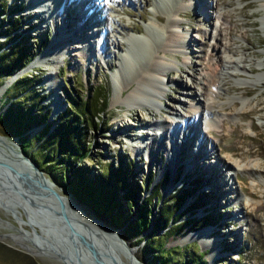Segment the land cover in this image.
<instances>
[{
	"label": "rangeland",
	"instance_id": "1",
	"mask_svg": "<svg viewBox=\"0 0 264 264\" xmlns=\"http://www.w3.org/2000/svg\"><path fill=\"white\" fill-rule=\"evenodd\" d=\"M95 1L100 3L99 0ZM120 1L108 2V7L111 8L105 14L118 19L129 28L138 27L140 32H124L121 26L111 25L110 17L105 15L101 22L102 33L96 40L93 35L96 29L92 24H78L86 34L84 40L72 39V43L65 45V61L59 65L58 75L54 77L52 84L47 79L49 71L44 65L36 68L31 65L51 50L57 30L58 36L61 33L62 36L68 35L66 33L71 30V27L67 28L68 25L75 22L70 18L62 22L60 18L57 24L49 17H44L46 10L42 8L39 11L41 14L33 13L36 9L30 8L27 0H0V7L5 5L4 14L0 15L3 23L6 24L13 17L19 25L12 32V36L16 35L17 38L13 43L7 40L4 49L19 42L24 50L37 53L29 65L9 76L0 85V91L3 88L5 90L0 95V117L8 107L17 108L20 104L30 116H35L34 122L25 132L28 139L34 137L31 143L32 152L35 154L39 148L35 138L37 134L45 125L47 133L50 132L66 113L67 104L63 90L81 100L90 99L94 88L108 89L107 107L103 113L94 117L96 127L85 123L81 131L84 148L89 147L92 158L74 163V169L82 168L87 175H95L102 174L106 169L113 172L118 168L115 172L121 173L130 184L134 183L133 185L140 188L136 204L140 205V198L149 199L153 219L160 215L163 208L160 206H165L171 200L170 208L173 209L181 193L192 192L193 184L196 183L194 194L169 215V225L176 231L179 229V232L171 236L163 234L166 231L163 229L157 232L163 237L164 248H180L196 257L203 254L205 264H264V208L259 209L264 206V79L256 81L264 72V66L258 65L260 61H264V11L260 7V1L196 0L193 4L188 0H168L167 3L163 0H130L123 6ZM68 2L70 17L73 15L75 21L82 23L81 8L72 0ZM178 4H183V9L172 13ZM99 10L100 8L94 13L91 12L90 15L95 17H90L96 19ZM171 16L181 26L173 30L185 35L186 45L181 49L169 47V52L165 55L156 53L167 64L166 72L162 76L166 94L160 96L158 101L161 114L158 115L155 108L154 111L149 105L143 109H131L116 102L122 85L115 83L114 74L122 61L123 51L130 49L126 37L145 38L151 31L156 43L160 38L169 42L172 40V32L165 30V26ZM157 17H163L164 22L157 21ZM110 25L117 29L116 35L110 32ZM0 30H6L1 21ZM107 38L121 42L122 49L106 45ZM4 39L5 36L0 35V43ZM40 42H46L47 46L39 51ZM225 45L230 49L225 50ZM73 46L77 47L73 49ZM240 59L245 61L243 65L248 73L233 72L232 78L225 74H221V79L218 78L223 80L224 86L217 90L222 108H214V122H210L202 114L193 127H187L189 111L193 108L198 110L199 104L206 97L200 81L208 66H214L218 62L235 63ZM237 82L248 84L240 88L236 85ZM21 85L24 86L20 87ZM10 88L12 92L7 91ZM228 98L233 99V102H227ZM242 101L247 102L243 112L240 111L243 107ZM45 111V123L41 124L37 119L44 117ZM154 120L166 121L171 125L173 133L166 148L158 150L156 147L154 150L158 167L156 163L152 165L143 149L140 151L137 148L141 144L138 136L143 138L145 132L152 129L148 124ZM158 132L156 131L157 134ZM0 135L10 142L14 137L6 134L1 125ZM157 140L162 141L158 135ZM17 143V150L23 152L20 143ZM144 143L146 146L147 143ZM160 143L162 142L158 144ZM150 145L151 143L145 147L146 150L152 149ZM227 163H237V171L234 173V169L227 167ZM254 164L257 166L254 167ZM248 165L257 170L246 171L244 167ZM59 168L61 171L62 168ZM69 174L71 179L76 176L72 171ZM43 176L53 183L57 193L70 198L87 216L97 218L104 225L117 229L109 221L101 220L87 205L78 202L46 174L43 173ZM158 186L162 187L159 191L161 202L153 197L155 187ZM231 187L234 189L231 190ZM123 191H118L120 198ZM247 191H253L256 197L251 200L245 194ZM3 200L6 204H0V233L18 234L20 225H23L26 231H35V236L46 239L40 243L31 237L32 243L46 248L51 244L55 249H64L61 242L56 241L50 232L42 233L41 225L46 230L49 226L47 217L40 218L41 223L38 221L37 224L21 206L14 204L0 191V202ZM248 201L257 203L254 209ZM192 206L196 209L191 212L194 208ZM12 207L21 210L15 215L8 211ZM133 211H138L135 205ZM203 218L210 221L199 228L202 225L199 220ZM55 226L57 228V224ZM117 230L122 237L123 227ZM200 231H210L211 237H208L205 245L198 240L184 241L190 233ZM149 233L150 229L142 237H147ZM122 239L136 251L135 259L138 264H146L142 261L139 247L130 246V242ZM55 249L49 247L47 251L50 255L36 257L13 245L8 239L0 240V264H63L56 256L59 254ZM183 256H177L178 259L175 260L180 261L184 259ZM73 260L75 262L74 258Z\"/></svg>",
	"mask_w": 264,
	"mask_h": 264
},
{
	"label": "bare ground",
	"instance_id": "2",
	"mask_svg": "<svg viewBox=\"0 0 264 264\" xmlns=\"http://www.w3.org/2000/svg\"><path fill=\"white\" fill-rule=\"evenodd\" d=\"M68 1L69 0H27L28 5H30L31 8L36 9L35 12H33V13H39L40 8H42L43 10H46L44 17H46V18L49 17L52 21H55L57 24L60 22V18H61L62 22H64L66 19H69V18L71 21L75 22V24H72V25L69 24L68 25L67 28L71 27V30H69L66 33L68 35L62 36L61 35L62 33H61V34H59V36H61V38H60L58 36L59 31L57 30L55 32V34L56 33L57 34H56V36H54V40H52L53 42L51 45V50L48 52H45L40 58L36 59L31 65L32 68H36L40 65H44L47 68V70L49 71L47 79L50 82L53 81L54 77L55 78L57 77L59 65L61 63H64V61H65L64 59H65L66 48H67V47H65V45L67 46V43H72V41H71L72 39H74V40L83 39L84 40V36L86 34L83 32L82 29H80L78 27V24H80V26L83 23L87 26L89 24H92L96 29V33L93 32V35L96 38V40L99 39V34L102 33V28H101L102 19H104L105 15H106V17H110L109 15H107V13L105 14L106 10H110V8H111V7H108V2H112V3L116 2V0H99L100 3L97 4V3H93L91 0H72L82 10L83 21H82V23H80L78 21H75L76 19L73 17V15L70 17V13L68 12L67 3H66ZM127 1H130V0H121L120 1L121 5L122 6L125 5ZM163 1H165V3L169 2L168 0H163ZM188 1L192 2L193 4H194V2H196V0H188ZM259 1H260V7L264 11V0H259ZM95 5H96L97 9L94 8ZM178 5L179 6L176 9H174V11L172 13L179 12L181 9H183V4H178ZM77 6L74 5V7H77ZM194 7L196 8V5ZM98 8H100V10L98 11L99 14H96V19L92 18V17H95V15H92V14L90 15V13L91 12L94 13V11H97ZM89 10H91L90 13H89ZM39 14H41V13H39ZM42 14H44V13L42 12ZM53 14L56 16L54 17ZM90 16H92V17H90ZM71 21H69V22H71ZM157 21L164 22V19H163V17H157ZM110 23H111V25L113 24L114 26L117 25V27L121 26L122 30L124 32H126V31H133L135 33L140 32L138 27L129 28L125 25H122L121 22L116 18L110 17ZM63 24H65V23H63ZM111 25L109 26L110 32L113 33L114 35H116V33H118V31H117V29H115ZM178 27H181L180 24L176 20H174L171 16L170 19L168 20L166 26H165V30L169 29L172 32V38H171L172 40L169 42H167L165 39L160 38V36H159L160 39H158L159 41L156 43L155 38L154 37L152 38L153 35H151L152 34L151 31L148 32V34L145 38L143 36H131V37L128 36V37H126V42L130 43V45H129L130 49H128L127 51L126 50L123 51L122 61H121V63L118 64L117 72H115V74H114L115 83H120L122 85V88H120V91L118 93L119 97L115 99L116 102L118 101L120 104L124 105L127 108H131V109H132V107H138V108L143 109L145 106L149 105V107L152 108L153 110L155 108L156 113L158 115L161 114L162 111L159 107L160 102H158V101H159L160 96H164L166 94L165 90H164V84H163L162 76H163V72H166L167 64L160 57H158L156 55V53H160V54L165 55L166 53L169 52V50H168L169 47L177 48V49H181V48L185 47V45H186L185 35H182L181 33L173 30L174 28H178ZM78 28H79V30H78ZM152 30H154V29H152ZM154 31L156 32V30H154ZM108 38L105 39L106 45H112L113 48H115V49H122L121 42L117 41L116 39H115V41H112V40L110 41V39H108ZM76 47L77 46H73V49H75ZM156 47L159 49L156 50L155 49ZM224 47H225V50L230 49V47L227 45H225ZM46 50H48V48ZM244 62H245L244 60L242 61V59H240L238 62H235V63L230 62V61L227 62V64H223L222 62L221 63L218 62L214 66H212V65L208 66V69L205 72V76L202 77L201 81H200L201 82L200 85H201V87L204 91V95L206 97L203 100V102L199 104L198 110H195L193 108L189 111L188 118L186 121L187 127H189V128L193 127L194 124L196 123L197 118L202 114H204L205 117H207L210 122H214V119H213L214 108L215 107H221V105H220L221 103H219V98H218V96L220 94L217 93V90H219L222 86H224L223 80H219L218 78L221 77V74H225L228 77L232 78L233 72L248 73L246 70L247 68L243 65ZM239 64H241V65H239ZM258 65L264 66V61H260V63ZM262 79H264V72L261 75H259L258 78H256V81L257 80L259 81ZM52 84H54V83L52 82ZM247 84L248 83H245V82H237L236 83V85H238V87H240V88H244ZM4 92H5V90L3 88L0 91V95L3 94ZM227 102H233V99L228 98ZM242 102H243L242 103L243 107L240 109V111L243 112L247 102H244V101H242ZM240 111L238 112V114L240 113ZM184 125H185V123H184ZM148 126L152 129L145 132V135L143 136V138H141L142 136H138L139 138H137V139L141 140V142H140L141 144L138 145L139 147H137V148L140 151H141V149H143L145 154L146 153L148 154L149 160L152 163V165H154L156 163V155L154 153L155 148L157 147L158 150L159 149L162 150V149L166 148L167 141L172 138L173 133L171 132V125L167 124L166 121L160 122L158 120L157 121L154 120V121L150 122L148 124ZM156 131H159L158 134L156 133ZM157 135L160 136L162 141L157 140ZM137 139H136V141H138ZM144 142L147 143L146 146L149 145V143H151L150 147L152 149L149 148L150 150H146V148H145L146 146H145ZM159 142H162V143L158 144ZM1 143L2 144H0V160H3V161H0L2 163V164H0V167H2V170L8 171L11 175H10V178H7V176L2 174L1 170H0V191L3 194H5L7 197H9L10 201H13V203L18 202V205L21 206V208H23V205H21L19 203V201L16 199L17 192L13 191V189H14V187L21 188L22 190L23 189L27 190L28 188L32 189L31 194L26 193V190H25V193H26L25 195L28 194L27 195L28 199L34 202V204H35L34 206L36 207V209H38L39 212L42 210L44 212H47L46 217L48 218V221H50L49 223L51 225L59 224L60 223L59 221H62L61 224H65L67 226L66 229L68 230L69 233H71V230L69 228V226H71V225H68L67 220H64L62 218V216L59 213L60 212L59 207H57V205H54L53 200H50L49 197L46 198V196L41 197L37 194H32L33 192L35 193L36 189L41 190L42 194H43L44 191H46L48 188H50L48 186V184L46 182H43L41 179H39L37 177V175L32 176L33 177L32 181H28L27 180L28 178L27 179L25 178V183L19 182L20 178H22V177H16L14 172L11 171V169H10V165L7 164L6 162L20 163L18 165L25 168V170H27V169L29 170L30 168H28L29 166L27 163H24L21 161L19 162L20 159L16 155L17 150L13 145L7 144L5 141H1ZM134 147H135V145H134ZM172 162H174V160ZM155 165H156V167H158L159 164L156 163ZM236 166H239V165L237 163H234V164L227 163V167L233 168L234 173L237 171ZM255 166H257V165L254 164V167ZM177 167H178V164H177L176 168ZM258 168H259V172H261L260 167H258ZM244 169L246 171H248V170L250 171V169H252V168L248 165V166L244 167ZM252 170L256 171L257 169H252ZM30 172H32V171H30ZM29 186L32 188H30ZM4 187H5V189H4ZM52 187L54 188V186H52ZM252 188H254V187H252ZM230 189L232 190L234 188L231 187ZM23 193H24V191H23ZM245 194L249 198H251V200L256 197V195L254 194L253 191H247V192H245ZM248 202H249V205L252 206V208L255 205H257V203L254 201H248ZM260 204H261V202H260ZM262 208H264V206H260L259 209H262ZM19 209L12 207V208L8 209V211L17 215V213H18L17 211H19ZM52 216L56 220L51 221V219H53V218H51ZM35 222L38 224L37 219ZM82 225H83V227H85L84 229L86 231H88V229H90L93 233H95L96 236L101 237L104 234V233H102L103 230H101L97 224L95 225L91 221H87V222L83 223ZM22 226L23 225H20L21 229L18 230L19 231L18 234L17 233H0V240L5 241L6 239H8L11 241V243L13 245L21 248L25 252H27L33 256H36V257H45V256L50 255L47 250L49 247L55 249L54 246L49 244L50 246L46 248L44 246H40L38 244L32 243V241L30 240L31 237L34 238L36 241H39L40 243L41 242L43 243V241L46 239H44V237H42V236L41 237L35 236V235H37V233L35 231H30V232L26 231ZM209 232L210 231H200V232L190 233V235L186 236L184 241L187 242V241L198 240L202 244L205 245L207 240H208V237H211ZM22 235H23V237H22ZM97 249L99 250L100 248H97ZM135 252L136 251L134 249L131 251V254L134 258H135ZM56 256H58L59 260L63 264H77L74 262L72 255H71L72 260H69V259L65 260L60 255H56ZM101 256L104 257V254L102 252H101ZM121 256H122V258H120V259H122L123 262H126V264H129V261H128L129 258L127 256H124L122 253H120L119 257H121ZM108 264H110V263H108Z\"/></svg>",
	"mask_w": 264,
	"mask_h": 264
},
{
	"label": "trees",
	"instance_id": "3",
	"mask_svg": "<svg viewBox=\"0 0 264 264\" xmlns=\"http://www.w3.org/2000/svg\"><path fill=\"white\" fill-rule=\"evenodd\" d=\"M4 8L5 5L3 4L0 7V15L4 14ZM15 10H18V8H15ZM12 13L13 11L10 12V15ZM0 19L3 27L6 28L5 31L0 30V35L6 38L0 43V85H2L9 76L29 65L37 53L24 50L19 42L4 49V43L7 40L13 43L17 38L16 35L12 36V32L19 25L15 22L16 18L13 17L6 24L3 23V18ZM46 46V42H40L39 51ZM24 81V85H26V79ZM32 82L34 83V81ZM12 88L7 91L12 92ZM63 92L67 104L66 113L50 129V132L47 133V125L44 126L41 132L39 131L40 133L35 137L39 143L38 151L35 154L32 152L31 143L34 137L28 139L27 135H25L27 129L34 122L35 116H30L27 110L23 109L22 104L17 108L8 107L0 117V125L6 131V134L18 137L21 150L58 186L67 190L78 202L87 205L101 220L109 221L111 226L117 229L123 227L122 238L130 242V246L139 247L143 262L146 264H205L203 254H199L196 257L187 250H182V252L180 248L165 249L163 237H160L157 233L160 229L166 230L163 233L166 236L179 232V229L176 231L169 225V215L185 199L194 194L196 183L193 184L192 192L181 193L180 199H178L173 209L170 208L171 200L165 206H160V208L163 207L160 215L153 219L149 199L140 198V205L136 204V196H138L140 188L138 185H133L134 183L130 184L126 177L120 175L121 173L115 172L118 168L115 167L116 170L113 172L106 169L102 174L95 175H87L82 168L74 169V163L77 164L82 159L92 158L89 147L84 148L81 131L85 123L96 127L94 117L98 113H103L106 109L109 90L106 88L96 90L94 88L91 91L90 99L81 100L67 90H63ZM46 114L47 111L44 112V117L40 120L37 119L38 122L41 124L45 123ZM59 167L62 168L61 171ZM70 171L76 175L73 179L70 178ZM161 188V186L155 187L153 195L159 202H161L159 197ZM120 189L124 190L122 193L123 199L118 196ZM134 205L138 209L136 212L133 211ZM195 209L196 207L190 211L192 212ZM199 221L202 224L199 226L200 228L208 224L210 220L203 218ZM148 229H150L149 235L143 238L142 234ZM177 256H183L184 259L180 260L182 262L175 260V258L178 259Z\"/></svg>",
	"mask_w": 264,
	"mask_h": 264
},
{
	"label": "water",
	"instance_id": "4",
	"mask_svg": "<svg viewBox=\"0 0 264 264\" xmlns=\"http://www.w3.org/2000/svg\"><path fill=\"white\" fill-rule=\"evenodd\" d=\"M18 138L13 137V139L10 141H7L3 136L0 135V144L1 141H5L7 144L13 145L16 150L18 145ZM5 145V144H4ZM17 157L20 159L19 162H24L28 164L29 170H25L22 166H19L16 162H6L7 164L10 165L11 171L14 172L16 177H22L20 178L19 182L25 183V178L28 181H32L33 175H37L39 179H41L43 182H46L50 188H48L44 193L42 194V191L39 189H34L35 193L33 192L32 194H37L39 196H46L49 197L50 200H53L54 205H57L60 210V215L64 220H67L68 225L71 233L68 232L66 229L65 224H61L62 221H59L60 223L51 225L50 223L47 230L42 228L43 234L51 233L52 236H55L56 241L61 242L63 250H58L57 253L63 257L65 260L71 259L72 257L75 259V262L77 264H126V262H123L119 254L122 253L124 256H127L129 259V264H138L136 259L132 256L131 251L134 249L132 247H129L126 242L122 239L120 233L118 232L117 229H113L109 226L104 225L99 219L97 218H90L89 216L86 215V213L80 209L78 205H76L74 202L71 201L70 198L67 196H63L52 187L53 183L50 182L45 176H43V172L38 168V166L24 153L21 151H16ZM3 161V160H0ZM0 164H2L0 162ZM1 173L7 176V178H10V173L8 171L2 170V167H0ZM29 171V172H28ZM32 171V172H30ZM19 179V178H18ZM14 187V186H13ZM30 187V186H29ZM32 188V187H30ZM5 189V187H4ZM43 189V188H42ZM21 189L18 187H14L13 191L17 192L16 199L19 201L21 205H23V210L29 214V218L33 221H39L40 218L42 217L46 218V213L36 209L34 206V202L28 199V194L25 195L26 193L31 194L32 189ZM24 191V193H23ZM5 205L6 203L4 200L0 202V204ZM18 204V202H16ZM14 203V204H16ZM8 204V203H7ZM57 211V210H56ZM31 215V216H30ZM34 215V216H33ZM28 218V217H27ZM28 218V219H29ZM52 220H56L54 217H51ZM48 219V218H47ZM50 220V219H49ZM47 221V220H46ZM91 221L93 224H97L98 227H100L101 230H103L102 233L103 236H96L95 233H93L90 229L86 231L83 227V223ZM45 226V224H43ZM48 231V232H47ZM53 246V245H52ZM100 248L99 250L97 248ZM101 252L104 254V257L101 256ZM121 260V261H120Z\"/></svg>",
	"mask_w": 264,
	"mask_h": 264
}]
</instances>
